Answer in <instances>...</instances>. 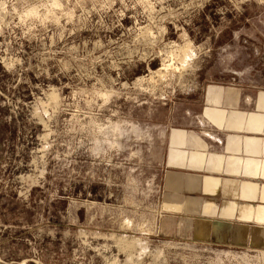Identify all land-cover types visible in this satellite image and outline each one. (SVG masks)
Wrapping results in <instances>:
<instances>
[{
    "label": "rangeland",
    "instance_id": "obj_1",
    "mask_svg": "<svg viewBox=\"0 0 264 264\" xmlns=\"http://www.w3.org/2000/svg\"><path fill=\"white\" fill-rule=\"evenodd\" d=\"M197 164L264 179V0H0V264H264L160 237Z\"/></svg>",
    "mask_w": 264,
    "mask_h": 264
},
{
    "label": "crops",
    "instance_id": "obj_2",
    "mask_svg": "<svg viewBox=\"0 0 264 264\" xmlns=\"http://www.w3.org/2000/svg\"><path fill=\"white\" fill-rule=\"evenodd\" d=\"M238 145L236 156H252L242 151V142ZM243 183L262 186L264 179L248 177L242 170L235 174L214 164L169 167L162 182V200L163 206L176 209L162 210L160 237L229 250L263 248L264 225L255 221L254 213L264 203L244 196Z\"/></svg>",
    "mask_w": 264,
    "mask_h": 264
},
{
    "label": "bare ground",
    "instance_id": "obj_3",
    "mask_svg": "<svg viewBox=\"0 0 264 264\" xmlns=\"http://www.w3.org/2000/svg\"><path fill=\"white\" fill-rule=\"evenodd\" d=\"M158 74V73H157Z\"/></svg>",
    "mask_w": 264,
    "mask_h": 264
}]
</instances>
